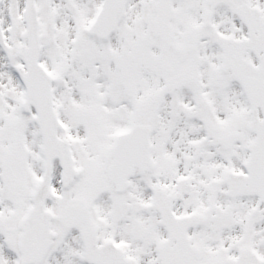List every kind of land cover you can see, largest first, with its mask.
I'll return each instance as SVG.
<instances>
[{
    "label": "snow or ice",
    "instance_id": "snow-or-ice-1",
    "mask_svg": "<svg viewBox=\"0 0 264 264\" xmlns=\"http://www.w3.org/2000/svg\"><path fill=\"white\" fill-rule=\"evenodd\" d=\"M0 264H264V0H0Z\"/></svg>",
    "mask_w": 264,
    "mask_h": 264
}]
</instances>
